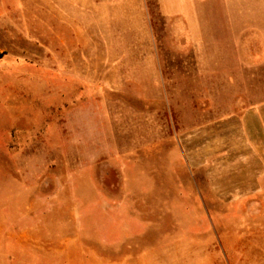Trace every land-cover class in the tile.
I'll list each match as a JSON object with an SVG mask.
<instances>
[{
	"label": "rangeland",
	"instance_id": "obj_1",
	"mask_svg": "<svg viewBox=\"0 0 264 264\" xmlns=\"http://www.w3.org/2000/svg\"><path fill=\"white\" fill-rule=\"evenodd\" d=\"M143 1L100 44L0 0V264H263L264 100Z\"/></svg>",
	"mask_w": 264,
	"mask_h": 264
},
{
	"label": "crops",
	"instance_id": "obj_2",
	"mask_svg": "<svg viewBox=\"0 0 264 264\" xmlns=\"http://www.w3.org/2000/svg\"><path fill=\"white\" fill-rule=\"evenodd\" d=\"M35 12H62L63 26L83 27L88 19L98 28L96 41L112 43L110 20L118 13L137 10L143 0H29ZM150 1V0H148ZM159 19L179 20L185 29L181 43L189 38L196 60L206 75L237 77L239 91L253 90L255 98L264 100V0H154ZM60 4V5H59ZM39 7V8H38ZM128 13V12H127ZM219 13L220 16L217 15ZM222 25L223 51L220 68H214L213 49L216 25ZM82 25V26H81ZM82 29V28H81ZM79 34L80 30L78 31ZM180 36V35H179ZM206 44V50L201 44ZM246 77H253L247 80ZM243 86V87H242ZM256 99V100H257ZM255 116L263 121L264 103L256 104ZM259 109V111H257ZM264 122V121H263ZM261 153L264 161V151ZM262 171V170H261ZM264 264V262H263Z\"/></svg>",
	"mask_w": 264,
	"mask_h": 264
}]
</instances>
